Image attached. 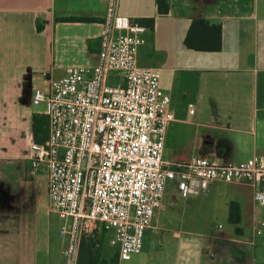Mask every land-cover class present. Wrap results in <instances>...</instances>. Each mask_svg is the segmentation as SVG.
Listing matches in <instances>:
<instances>
[{"label": "crops", "instance_id": "0c3cea01", "mask_svg": "<svg viewBox=\"0 0 264 264\" xmlns=\"http://www.w3.org/2000/svg\"><path fill=\"white\" fill-rule=\"evenodd\" d=\"M105 11L106 0H0V264L61 259L63 241L48 219L40 229L37 216L28 215L36 180L28 173L34 115L46 114L25 98L26 75L32 81L43 75L47 88L69 66L94 65ZM119 11L145 25L138 62L159 68L161 88L171 95L175 120L167 129L164 158L202 154L225 162L264 156V0H120ZM69 16L91 19H62ZM198 17L222 25L220 50L184 43ZM46 187L48 194V182ZM226 195L239 203L238 225H226ZM179 203L186 214L171 210ZM215 215L224 222L212 224ZM257 215H264V207L255 206L248 184L216 181L204 194L183 198L170 182L147 228L161 235L143 251L145 232L144 260L120 259L111 231L96 230L83 237L78 263L264 264V233H253Z\"/></svg>", "mask_w": 264, "mask_h": 264}, {"label": "built area", "instance_id": "2783aa9c", "mask_svg": "<svg viewBox=\"0 0 264 264\" xmlns=\"http://www.w3.org/2000/svg\"><path fill=\"white\" fill-rule=\"evenodd\" d=\"M119 3L106 0L96 63L69 66L46 89L32 91V103L45 102L48 137L35 143L28 173L47 171L49 210L62 219L58 264H79L83 237L96 230L111 231L120 259L140 253L170 182L183 198L216 181L248 184L255 206L264 207L261 154L225 162L202 154L164 158L175 120L171 95L161 88L160 69L138 62L145 25L121 13ZM110 70H124L126 85L108 84ZM253 233H264V215L254 217Z\"/></svg>", "mask_w": 264, "mask_h": 264}, {"label": "rangeland", "instance_id": "374dc122", "mask_svg": "<svg viewBox=\"0 0 264 264\" xmlns=\"http://www.w3.org/2000/svg\"><path fill=\"white\" fill-rule=\"evenodd\" d=\"M44 78L45 77L43 75H39L38 78L36 77V79H34L33 85L35 87H40V88L45 89L46 87H45V84L43 82ZM33 108L34 109H44L45 108V102L33 105ZM28 166H29V163H28ZM32 177H34V179H36V180H34V188H33L34 197L32 198L31 206H30L29 211H28L29 212L28 215L29 216L31 215V217L37 216L40 229L44 227V224H45L46 220L48 219V221L51 224L52 232L54 233V236L57 237L56 234H58L57 233L58 226L62 222V219L59 217V215L57 213L49 210L48 194H47V187H46V184L48 182L47 171L44 167H40L39 171L35 175H33ZM40 182L42 183V185L40 184ZM229 192L231 194L230 190H229ZM226 198L227 199L225 200V202L229 203L230 202L229 196L226 195ZM172 209L175 212L174 213L175 215L180 216V214H182V213L186 214V210L184 209L182 203L174 205V207H172L171 210ZM225 221L228 222V223H226V225L230 227L229 220H225ZM155 222H159V221L156 219ZM210 222H212V224H214V223L218 224L219 222H224V221L222 220V218L219 215H215V217H213V219ZM160 223L170 225V222L166 221L165 218H161ZM32 224L34 227L35 226L34 223H32ZM190 225H192V224H190ZM187 227H189L188 221H187L186 225H183L184 229H188ZM146 231L147 232H146V237H145V247H144L143 251H147L149 247L151 249L153 247V244L157 243L156 239H154V238H158L161 235L160 230H155V229H148L147 230L146 229ZM145 256L146 255L144 252L141 255H140V253H136L133 255V259L136 258L138 260V259L142 258L141 260H144Z\"/></svg>", "mask_w": 264, "mask_h": 264}, {"label": "trees", "instance_id": "16d2710c", "mask_svg": "<svg viewBox=\"0 0 264 264\" xmlns=\"http://www.w3.org/2000/svg\"><path fill=\"white\" fill-rule=\"evenodd\" d=\"M62 19L66 20H86L90 17L69 16ZM142 21V20H141ZM148 23L152 19H146ZM144 21V22H145ZM143 22V21H142ZM222 25L210 24L205 18H194L188 28L184 43L197 50H220L222 48ZM48 137V117L42 114L34 115V139L37 143L43 142ZM233 224L241 221L238 201L230 202V219Z\"/></svg>", "mask_w": 264, "mask_h": 264}, {"label": "water", "instance_id": "95a60500", "mask_svg": "<svg viewBox=\"0 0 264 264\" xmlns=\"http://www.w3.org/2000/svg\"><path fill=\"white\" fill-rule=\"evenodd\" d=\"M124 73H125L124 70H110L108 78H107V83L110 85L125 86L127 82V78L124 75ZM33 86L34 85L32 81V74L28 73L26 75L25 88H24V94L27 100H31Z\"/></svg>", "mask_w": 264, "mask_h": 264}]
</instances>
